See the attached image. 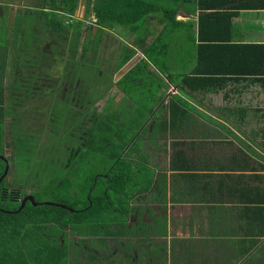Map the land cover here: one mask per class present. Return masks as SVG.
<instances>
[{
  "label": "crops",
  "instance_id": "1",
  "mask_svg": "<svg viewBox=\"0 0 264 264\" xmlns=\"http://www.w3.org/2000/svg\"><path fill=\"white\" fill-rule=\"evenodd\" d=\"M208 1L231 13L232 44L264 46V0ZM177 19L193 22L196 30L193 14L180 11ZM247 52L242 53L251 70H259L262 50L253 47ZM242 53L226 51L216 62L236 67ZM1 55L3 65L2 51ZM4 72L5 85L6 67ZM262 74L204 81L192 91H180L176 83L164 81V90L156 94L159 98L165 94L163 103L176 96L186 105L183 110L174 107L172 115L157 108L148 116V124L135 137L139 144L127 158L150 175L149 189L140 193V186L134 187L127 205L104 213L102 222L95 219L61 229L57 260L264 264ZM63 232L74 236L69 247Z\"/></svg>",
  "mask_w": 264,
  "mask_h": 264
},
{
  "label": "trees",
  "instance_id": "2",
  "mask_svg": "<svg viewBox=\"0 0 264 264\" xmlns=\"http://www.w3.org/2000/svg\"><path fill=\"white\" fill-rule=\"evenodd\" d=\"M162 1L165 2V0ZM178 1L179 5L175 4V0H173V3L169 6L167 2L163 4L161 0H85L82 8L83 18L81 17V19H78L77 15H75L79 0H38L37 5L32 7L39 14L40 25H45L47 31L50 30L51 33L58 34V38L61 40L68 37L67 29H70L74 44H77L75 43V37L80 35L79 26H81V23L79 22L83 23V20L93 17V22L88 23L87 32H90L91 27H95V35L92 39H89V37L83 39L82 58H86V54L89 52L95 54L103 33L111 31L115 27L119 28L122 33L124 32L125 35L133 36L134 39L153 37L151 43L142 50V58L136 61L114 83L123 94H125L124 87L126 82H133L132 88L141 84L140 81L131 80L132 73L140 72L149 67L154 68L159 80L156 84L153 83L155 95L163 89L164 81L170 84L176 83L180 91H192L203 87L200 83L204 81H222L229 77H258L261 73L264 74L263 45L252 46L231 43L233 38L231 13L220 10L219 7L214 6L213 2L209 3L208 0ZM180 11L193 14L196 17V30L193 28V22L177 19ZM41 18L44 19L42 20ZM150 20H152L149 23L151 25L148 27ZM43 21H45V24H43ZM147 27L149 29L141 34ZM151 28H154V30ZM185 28L191 31V45L187 43L186 37L183 39V35L179 33ZM8 33L15 40L14 44L18 46L17 39L19 35L17 34H20V30L16 32V29H11ZM9 35L7 34L6 36ZM171 43L182 46L179 60L178 58L175 60L171 56ZM185 44L189 46L187 50L183 48ZM4 45V43L0 44V156L5 159H0V177L5 170L6 164L9 165L8 159L5 157L8 118L12 119L9 122L12 129L18 125L14 117L15 111L12 112L13 108L21 104L22 100L40 99L44 103L48 102L49 94L48 85L38 87L40 83L37 82L41 80L40 78L36 82L31 79L33 75L36 79L42 68L41 62L38 64V61L34 59V64L31 65L34 71H30L26 79L15 78L7 86L6 83L4 85L3 75L5 67L4 64L2 65L1 55V49ZM128 47L123 46L121 48L117 56L115 71H120L136 55L137 51ZM253 47L262 50L257 61L258 68L256 69L259 70L254 71L251 70V65L247 63L248 56L242 53H248L247 51ZM226 51H233L236 54L242 53L240 59H237L238 65L236 67H231V64L224 65L216 62L217 58L224 57ZM23 52L26 53V50ZM33 54H35V51L31 52L30 55ZM15 60L17 63V57ZM15 62L12 68L15 71H19L21 66H18ZM67 62L64 73L61 75V84L52 87L50 93L54 95L53 102L70 105L73 109L72 116L69 119L74 118L79 125L84 127L85 146L80 144L77 150H68V159L71 160L72 164L61 168L64 177L59 181H52L49 189L44 185L41 186L38 182L39 186L36 191L25 194V196L33 197L36 206L27 201L20 212H17V210L20 207V201L23 200L21 198L23 190L8 189L6 187V177L10 173L9 166L6 177L0 183V209L12 212L0 211V264H49V260L52 264H59L60 258L58 260L56 258V254L61 251L60 247H57V244H59L57 241L58 237L56 236V239L49 237L52 242H56L54 246L44 240H40L42 232L45 233L46 227L49 226L51 233L56 232L55 234L57 235L59 230L72 224L93 222L95 219H97L96 222H102L104 213L112 208L119 207L123 200H126L124 201L125 203L129 202V198L134 196V193L131 192L133 189H137L134 187L141 186V190L139 189L138 191L140 193L146 192L152 183L149 174L142 175L143 170H137L135 161L127 160L138 146L135 137L142 126L144 127L148 124L147 117L144 118L146 120H143V118H138L140 116L137 117L136 113L133 112L134 123L129 120L127 122L123 121L125 129L121 127L119 122L122 119L119 116L120 107L112 108L110 106L112 100L106 101L101 114L96 115L90 112L89 107L94 99L89 100L83 94H80L81 84L77 86L78 83L75 84V79L72 80L69 75L75 73V69H72L73 66L79 65L78 69L83 70L82 66L86 65L87 62L81 63L79 61V64L70 60ZM34 65L38 66V69H35ZM78 75H81L79 78H83V71H79ZM160 76H163V79ZM67 85H69V91L74 95L71 96L72 98L74 97L72 102L65 100L66 95L63 94L65 90L69 89ZM44 88L47 89L46 101L42 100L45 97L42 95ZM23 92L24 96L21 97L20 94H23ZM160 103L162 104L159 107H155L152 102L148 113L152 114L157 108L161 110L164 108L172 115L174 107L183 110V106L186 105L176 96L168 100L166 104L163 103V100ZM53 108L50 110L48 105L49 117L47 118H49L50 124H52V120L57 118L58 113L57 109ZM51 116L52 118H50ZM138 120L141 125L135 126ZM86 121L91 123H86ZM165 123L167 124V122ZM85 125L89 127L86 128ZM113 125L115 128H112ZM132 125L135 128L137 127V131L132 130ZM119 128L123 129V131ZM79 131V135H82L81 131L83 129ZM11 140L13 144L18 143V138L16 139L15 136H12ZM82 148L84 151L81 150ZM107 161L109 162L108 166L104 164ZM103 164V168H99ZM102 169L103 172H99ZM79 171L82 172L80 173ZM79 175H84L87 179L82 183H78L76 178ZM141 176H148L145 184H141ZM73 189L78 192H86L88 199L82 201L77 195V191ZM61 190L63 193H61ZM130 190L132 191L130 192ZM129 192L130 195H128ZM48 194L53 195L52 199H56L48 200L49 202L45 203L50 204L46 205L44 204L45 200L40 197L41 195L50 196ZM71 202L78 207L70 205ZM58 205H63L65 208H61ZM54 226L57 229H53L52 227ZM39 241H44L45 244H41ZM32 242L35 244L34 246H30ZM59 254L61 255V253ZM42 259L43 261H41Z\"/></svg>",
  "mask_w": 264,
  "mask_h": 264
},
{
  "label": "rangeland",
  "instance_id": "3",
  "mask_svg": "<svg viewBox=\"0 0 264 264\" xmlns=\"http://www.w3.org/2000/svg\"><path fill=\"white\" fill-rule=\"evenodd\" d=\"M37 1L38 0H0V11H2V15H0V44H5L1 50L4 58V67H6V86L15 78H20L22 80L26 79L29 76V72L33 70V66H31L34 64L33 61L36 60L38 61V64L41 62L42 68L37 74V78L35 79L33 75L31 79L36 82L40 78L41 80H38L37 82L40 83L38 87H42V85H48L49 87L48 102L44 103L40 99L27 101L22 100L21 104H18L13 108L12 112L15 111L14 117L16 124L18 123L14 129H12L9 124L12 119L8 118L7 120V122H9L6 126L5 157L9 162L10 173H8L6 177V187L8 189H22L21 198L23 199L26 197L25 194L36 191L39 183L41 186L44 185L49 189L52 181L61 180L64 177V173L61 168L72 164L71 160L68 159V150H77L80 144L81 146H85L84 127L79 125L78 121L74 118L69 119L72 116L73 109L70 105L53 102L52 99L54 95L53 93H50L52 87L61 84V75L64 73V68L67 66L68 60L75 61L78 64L79 61L81 63L87 62L86 65L82 66L84 68L83 70L78 69L79 65L73 67L71 66L72 69H75V73L73 75H69L72 80L75 79V84L78 83L77 86L81 84L79 91L80 94H83L89 100L94 99L89 107L90 112H93L96 115L101 114L106 101L112 100L110 106L112 108L120 107L119 116L124 117L119 120L121 127L123 128H125L123 126V121L127 122L129 120L134 123L135 118L133 112L136 113L137 117L140 116L138 118L146 120L144 118L151 115L148 113L150 111L151 103L153 102V106L159 107L162 104L160 101L166 97L165 94L160 95L161 98L154 94L155 88L153 83L156 84L159 80L157 79V73L153 67L143 69L140 72L132 73L131 80L135 79L138 82L140 81L141 84L132 88L133 82H126L124 87L126 95H123V93H121L114 84L115 81L123 75V73L130 69L136 61L142 58V50L152 41L150 36L145 39H141V37L134 39L133 36L125 35L124 32L122 33L119 28L115 27L113 30L103 33L101 42L96 49L95 54L89 52L86 54V58H82L83 39L86 37L92 39L95 35V27H91L90 32H87L88 23L93 22V17L83 20V23L79 22L81 23V26H79L80 35L75 37V43L77 44H74L73 35L70 29H67L68 37L61 40L58 38V34L51 33L50 30H46L45 25H40L39 14L35 11V8L32 7V4L37 3ZM84 2L85 0H79V6L75 14L78 19H81V17L83 18L82 8ZM161 2L163 4L167 2V4L171 6L173 0H165V2L161 0ZM14 4H22L25 8H15ZM175 4L179 5L180 3L178 0H175ZM151 21L152 20L148 22V27H150L151 24L149 23ZM43 24H45V21H43ZM148 27L145 28L141 34L145 33L149 29ZM13 28L16 29V32L17 30H20V34H17L19 35L17 39L18 46L14 44L15 40H13L12 36L9 35L10 32L8 33V31ZM151 29L154 30V28ZM179 33L183 35V39L186 37L187 43L191 45V31L185 28ZM7 34L9 36H6ZM182 41L185 43L184 40ZM123 46H129V49L133 48L137 51V53L125 67H123L120 71H115L117 56ZM181 48L182 46L180 47L171 43L170 52L171 56L175 58V60L177 58L178 60L180 59L182 51ZM183 48L184 50H187L189 46L185 44ZM24 50H26L27 54L23 52ZM34 51L35 54L30 55L31 52ZM16 57L17 63L15 62ZM14 62L18 64V66H21L19 71L13 70L12 65H14ZM35 67V69H38V66ZM79 71H83V78H79V76H81L78 75ZM160 78L163 79V76H160ZM68 86L69 85H67V87ZM69 90L70 88L65 90L63 94L66 95L65 100L72 102L74 97L72 98L71 96L74 95ZM46 91L47 89L44 88L42 94L45 96L42 100L45 101L47 99ZM20 96L23 97L24 92L23 94H20ZM48 105L50 110L54 107L53 109H57L58 111L57 118L52 120V124H50L49 118H47L49 117ZM52 116L50 118H52ZM138 122L139 120L135 123V126L141 125V122ZM86 123L90 124L91 122L86 121ZM81 124H83V122H81ZM85 127L88 128L89 126L85 125ZM112 128H115V126L113 125ZM136 128L133 127L132 130L137 131ZM82 129V135H79V130ZM119 129L123 131V129ZM12 136H15L16 139L18 138L17 144H13L11 140ZM138 144L139 143L137 141V145ZM16 150L17 153L15 154ZM81 150L84 151L83 148ZM140 157L143 161L145 160L144 155H141ZM104 164L108 166L109 162L107 161ZM104 164L99 168H103ZM137 170L140 171L141 168L137 166ZM79 172L81 173L82 171ZM99 172H103V169L99 170ZM142 175H146V172H143ZM86 179V176L79 175V177L76 178V182L82 183ZM147 180V177H141V184H145ZM141 188L142 187L140 186V190ZM131 191L132 190H130V192ZM130 192L128 195H130ZM61 193H63L62 190ZM76 193L82 201L88 199V194L86 192L77 191ZM52 196L53 195H41L40 198L45 200V203L49 202L48 200L56 199H52ZM124 201L126 200L122 201V205L126 204ZM70 205L75 207L77 206L73 202H71ZM52 228L57 229L56 226ZM50 229L51 228H49V226L46 227L44 230L45 233L42 232L43 239L41 237L40 240H44L54 246L56 242H52L49 237L56 239L58 234L56 235V232L51 233ZM60 231L61 230H59V233ZM60 235L61 234L58 235V238ZM71 239H74L73 234L65 232L63 240H65L67 246L68 241ZM44 241L39 242L41 244H45ZM32 245L34 246L35 244L32 242L30 246ZM71 246L72 248L77 247L74 243H72ZM70 249L71 248L68 250ZM48 262L49 264H52L50 260ZM58 262L59 264H64L65 259L61 257ZM68 262L69 260L67 259L66 263Z\"/></svg>",
  "mask_w": 264,
  "mask_h": 264
},
{
  "label": "water",
  "instance_id": "4",
  "mask_svg": "<svg viewBox=\"0 0 264 264\" xmlns=\"http://www.w3.org/2000/svg\"><path fill=\"white\" fill-rule=\"evenodd\" d=\"M0 159L4 160L5 158H4L3 156H0ZM8 169H9V165L6 164L5 170H4L3 174H2L1 177H0V183H1L2 180L6 177L7 172H8ZM27 201L31 202L34 206H36V203L34 202L33 197H32V196H27V197H25V198L21 201V203H20V207L18 208L17 212H20V211L23 209V207H24V205H25V203H26ZM44 204L47 205V204H50V203H44ZM58 206H60L61 208H65V206H63V205H58Z\"/></svg>",
  "mask_w": 264,
  "mask_h": 264
},
{
  "label": "flooded vegetation",
  "instance_id": "5",
  "mask_svg": "<svg viewBox=\"0 0 264 264\" xmlns=\"http://www.w3.org/2000/svg\"><path fill=\"white\" fill-rule=\"evenodd\" d=\"M27 197V196H26ZM25 198V197H24ZM21 202V201H20ZM0 211H4V212H6V213H12L11 211H5V210H2V209H0Z\"/></svg>",
  "mask_w": 264,
  "mask_h": 264
}]
</instances>
